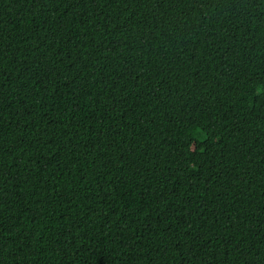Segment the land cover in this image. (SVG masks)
Returning <instances> with one entry per match:
<instances>
[{
	"label": "trees",
	"instance_id": "obj_1",
	"mask_svg": "<svg viewBox=\"0 0 264 264\" xmlns=\"http://www.w3.org/2000/svg\"><path fill=\"white\" fill-rule=\"evenodd\" d=\"M0 264H264V0H0Z\"/></svg>",
	"mask_w": 264,
	"mask_h": 264
}]
</instances>
